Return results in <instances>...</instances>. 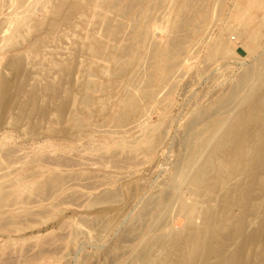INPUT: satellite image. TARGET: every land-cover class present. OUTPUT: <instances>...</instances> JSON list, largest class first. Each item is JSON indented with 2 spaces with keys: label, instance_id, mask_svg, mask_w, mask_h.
<instances>
[{
  "label": "rangeland",
  "instance_id": "obj_1",
  "mask_svg": "<svg viewBox=\"0 0 264 264\" xmlns=\"http://www.w3.org/2000/svg\"><path fill=\"white\" fill-rule=\"evenodd\" d=\"M247 2L0 0V264H158L191 218L205 231L243 177L219 173L234 114L252 116L246 158L264 128V83L241 81L264 67V7ZM203 139L213 167L186 184Z\"/></svg>",
  "mask_w": 264,
  "mask_h": 264
},
{
  "label": "bare ground",
  "instance_id": "obj_2",
  "mask_svg": "<svg viewBox=\"0 0 264 264\" xmlns=\"http://www.w3.org/2000/svg\"><path fill=\"white\" fill-rule=\"evenodd\" d=\"M248 1H249L247 2L248 6L252 8V11L250 12L251 16L261 11V9L264 7V0H248ZM188 3L189 2H187V4ZM215 44L217 45V43ZM248 45L251 46V49H254V46L250 40ZM165 52L166 51L163 50L164 54ZM253 79H255L256 81ZM251 80L255 81L254 83L256 87L264 83V67L262 68L261 64L260 66L257 65L251 69H248V71L245 74H243L241 77V81L244 84L245 83L248 84L249 82L251 83ZM254 96L255 94L253 95V97ZM259 96L264 97V91L260 93ZM258 108L261 109V111L262 110L264 111V100L263 102H261ZM251 117H252L251 114L247 112L245 109H240L238 112H236V114H234V118L230 123L231 124L230 131L232 134H234L233 139H235V144L232 146L233 148L230 150L228 154L229 164L227 168L219 172L223 177L222 178L224 184L223 187H226L227 182L237 173L243 175L241 179L236 181L232 186L228 187L225 191L224 200L228 199L230 203L228 205L222 206L223 208L221 207V205L219 207H214L213 210L210 211L209 214H207L204 219H202V224H204L206 227L204 232L200 230L201 225L197 226L194 222V219L191 218L189 221L190 223L188 229L186 230L187 234L178 237L180 239L171 237L173 238L171 239V243H174L175 239L178 242L180 246L179 250L169 251L158 264H264V248L263 246L261 247L258 246V244L260 243L263 244L264 242V209L261 212H258L256 209L257 205L264 199V174H263L264 139H261V135L264 133V128H261L260 130L256 129L257 130L256 133H258L257 136L260 142L257 146L251 149L249 156L247 158L245 157V148H244V144L245 141L247 140V137L243 133L238 131L243 123L250 122ZM118 118L119 117H117V119ZM122 119L119 120V122L122 121ZM249 139L251 138L249 137ZM209 145L210 143L207 139H203L198 144V146H200L203 149L209 147V151L211 149L212 150L205 157L198 155L199 157H201V159L199 160H197L198 156L193 155L187 161V166L191 171L194 168L197 171L195 170L191 176H190V172H187V175L185 177L182 176L181 174L180 176H178L180 177L181 181L182 179L183 180L185 179L186 184L189 183L196 184L204 178V175L207 174V168L213 167V162L216 156L215 147L217 146L214 147ZM14 190H15V195L17 196L22 195L23 193V187L18 186ZM1 193H2V188H0V194ZM177 200L179 201V203H181L182 201L183 203L181 204L182 206L181 205L179 206H181L180 208H183L184 205L185 209L184 208L183 209L185 210L186 213L187 210H189L190 213L191 211H194L193 208L192 209L189 208L188 203L185 200H183L182 197L177 196ZM236 206L240 211L239 214H236L234 212ZM220 209L222 210L223 214L218 215ZM189 215L188 217H190ZM255 218L258 219L257 223L254 221ZM220 228L222 229L227 228V233L225 235H221L218 232ZM251 228L252 230H250ZM168 237L169 235L167 237L165 236L166 239ZM169 239L170 237L167 240L164 239L166 244L168 243L167 241ZM227 239H229V241L232 242H228ZM159 240L161 242L162 239ZM157 244L160 246L161 243L157 242ZM154 245H155L154 247L153 245L149 248L147 246H146L147 248L144 247L140 251L139 259L146 260L147 258H149L150 256L148 257V255L150 254V251L158 247L156 244ZM163 246L161 247L163 248ZM190 247H194L193 255H189ZM212 260H214V262Z\"/></svg>",
  "mask_w": 264,
  "mask_h": 264
}]
</instances>
